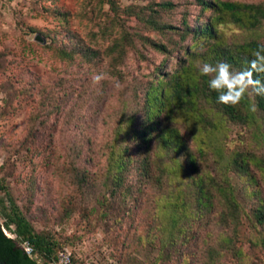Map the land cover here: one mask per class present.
Segmentation results:
<instances>
[{"label": "rangeland", "instance_id": "rangeland-1", "mask_svg": "<svg viewBox=\"0 0 264 264\" xmlns=\"http://www.w3.org/2000/svg\"><path fill=\"white\" fill-rule=\"evenodd\" d=\"M211 16L196 0H0V179L69 264H264V112L233 121L201 94L146 119L148 88H167ZM217 29L228 46L264 44V21ZM207 45L193 46L198 73L216 64ZM155 120L176 131L179 154L156 129L126 133Z\"/></svg>", "mask_w": 264, "mask_h": 264}, {"label": "trees", "instance_id": "trees-1", "mask_svg": "<svg viewBox=\"0 0 264 264\" xmlns=\"http://www.w3.org/2000/svg\"><path fill=\"white\" fill-rule=\"evenodd\" d=\"M196 2L204 10L211 9L212 16L204 25L197 26L195 35L193 36L195 41L189 47V52H187L189 55L187 63L182 64L180 68L174 72L172 78L166 81L172 91L169 90L168 86L165 88L162 85V80L159 79L155 85L148 88L145 99L146 119L150 122L155 115L164 110H166L167 113H165L168 116V113H171L173 109L176 111L182 108L183 105L193 108L197 102V98L202 94L206 101L215 104L219 111L229 116L231 120H244L246 118L253 120L254 113L251 110V100L254 102L258 111L264 112V96L248 94L247 97L246 94L241 103L236 106L218 103L217 93L212 91L208 86V81L211 77L201 76L195 68L193 57L195 54L193 53L195 47L193 46L197 45V43L203 39V41L209 42V45H207L205 51L202 53V57L206 61H210L211 63L225 61L231 64L236 70H243L253 58L252 52L263 43L251 40L228 46L224 43L217 27L219 24L225 22L236 23L245 28L258 26L264 21V7L260 4L228 0H196ZM162 6L170 7L172 5L170 3H164ZM256 78L264 80V74H257ZM199 118L201 119L202 117ZM131 124L132 121H129V129H126L127 134L129 133L128 131L131 130L134 132V135L146 141V138L150 134L148 129H156L164 149L172 150L178 154L181 152L182 146L178 139V135L175 130L168 132V126L159 127L160 124L157 120L153 121V125L149 123L141 127H131ZM188 154L189 153H187V161L191 169H195L194 157ZM125 165V161L119 162V160H116L115 163H113L112 166L116 168L117 171L113 174L110 171L109 176L114 186H120L123 183V171L120 170H122ZM165 172L169 175L168 177L170 178L168 181H170L172 172ZM178 172L181 173L182 171ZM195 172H198L199 175L204 173L205 177L208 176L205 172ZM198 184L200 186V191L203 193L205 189L203 179H200ZM0 190L4 191L7 203V205H4V201L0 199V206L2 209L0 214L3 218V222L0 223V232L3 238L15 245L31 264H51L57 260L58 252L55 250L56 242L48 236L38 234L33 230L30 222L9 195L1 179ZM230 198L234 200L233 197ZM231 204H234L233 201ZM256 216L259 223L264 222V211L260 207L256 208ZM3 229L13 234L14 237L6 235ZM24 243H27L32 248L31 255L25 252L23 248Z\"/></svg>", "mask_w": 264, "mask_h": 264}, {"label": "clouds", "instance_id": "clouds-1", "mask_svg": "<svg viewBox=\"0 0 264 264\" xmlns=\"http://www.w3.org/2000/svg\"><path fill=\"white\" fill-rule=\"evenodd\" d=\"M252 59L243 70H233L231 64L219 61L215 65L210 63L198 64L201 76H209V88L217 93L220 104L236 106L241 103L246 94L264 96V80L258 79L257 74H264V44L252 52ZM106 79L104 72L91 77L94 85H99ZM253 112L256 106H251Z\"/></svg>", "mask_w": 264, "mask_h": 264}, {"label": "water", "instance_id": "water-1", "mask_svg": "<svg viewBox=\"0 0 264 264\" xmlns=\"http://www.w3.org/2000/svg\"><path fill=\"white\" fill-rule=\"evenodd\" d=\"M35 40L43 42L40 35L35 36ZM0 264H31L12 243L5 240L0 232Z\"/></svg>", "mask_w": 264, "mask_h": 264}, {"label": "built area", "instance_id": "built-area-1", "mask_svg": "<svg viewBox=\"0 0 264 264\" xmlns=\"http://www.w3.org/2000/svg\"><path fill=\"white\" fill-rule=\"evenodd\" d=\"M23 248L28 255L32 254V248L27 243H24ZM57 262L58 264H69L70 262L69 254H67L65 251L58 252Z\"/></svg>", "mask_w": 264, "mask_h": 264}]
</instances>
